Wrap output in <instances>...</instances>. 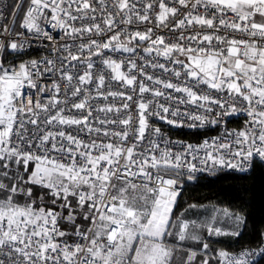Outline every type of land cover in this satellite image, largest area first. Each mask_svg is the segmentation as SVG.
<instances>
[{"label": "snow or ice", "instance_id": "6c2138e0", "mask_svg": "<svg viewBox=\"0 0 264 264\" xmlns=\"http://www.w3.org/2000/svg\"><path fill=\"white\" fill-rule=\"evenodd\" d=\"M20 28L61 35L54 59L18 64L7 55L25 33L0 41V264H175L178 242L209 249L190 229L241 234L245 218L228 208L203 222L173 209L183 176L264 162V0H29ZM238 113L242 128L196 145L150 123L218 126ZM260 258L264 246L200 264Z\"/></svg>", "mask_w": 264, "mask_h": 264}, {"label": "trees", "instance_id": "16d2710c", "mask_svg": "<svg viewBox=\"0 0 264 264\" xmlns=\"http://www.w3.org/2000/svg\"><path fill=\"white\" fill-rule=\"evenodd\" d=\"M17 2L18 0H12L11 8ZM28 3L29 0H23L17 22L22 20L24 8ZM9 56L10 54L7 55L8 61ZM201 133L184 130L175 132L177 137L190 140L198 138ZM190 205L228 208L245 218L239 236L227 235L210 240L215 247L231 252L239 248L257 246L264 229V164L255 162L251 171L245 174L221 171L215 175H201L192 180H185L184 189L177 197L173 209L175 216L187 210ZM258 264H264V258L258 259Z\"/></svg>", "mask_w": 264, "mask_h": 264}, {"label": "built area", "instance_id": "2783aa9c", "mask_svg": "<svg viewBox=\"0 0 264 264\" xmlns=\"http://www.w3.org/2000/svg\"><path fill=\"white\" fill-rule=\"evenodd\" d=\"M11 3H12V0H0V33L3 32L4 28H8L10 30V33H11L10 35H7V36L0 35V41H3V40L10 41L12 39H19L15 35V33H18V32H24L25 36L28 37V40H27V43L25 44L24 49L18 53L17 52H11V50L9 49V52L11 53L9 56V62H15L18 64L20 62H27L29 60H40L43 57H48L50 59H54L55 54L52 52V45L56 42V40L59 39L61 33L59 31H55V30H52L51 28H49L48 29L49 32L54 37L53 41L43 40V39H39V38L32 36L31 34L27 33L25 29L20 28V23L22 22V20H20V22H17V16H18L19 12H17L15 18H13L12 12L14 11V8L13 7L11 8ZM28 4L24 8V11L22 14V19H23V16L25 15V13L27 11ZM13 20H14V22H13ZM125 55H127V54H123V53H116L115 54V56H118V57L119 56H125ZM161 62H163V61H161ZM148 71L151 72L152 70L148 69ZM157 74H159V73H157ZM174 95H178V94H174ZM181 107L183 108V106H181ZM244 121H245V115L243 113H238V114L228 118L227 122L225 124H221L218 126L206 124L204 127L190 128L187 126V124H190L191 121H185V126L175 127V126L169 125L165 121H162V120L157 119L155 117H153L151 119L150 123L156 127H159L161 129L162 135L166 139H168L172 142H183L184 144L190 143V144L196 145V144L202 143L203 140H205V139H210L212 137H216V136L221 135L225 128H227L229 130L240 129L243 127ZM180 130H184L187 132H202V133L200 136H198V138L190 140L189 138L177 137L175 132L180 131ZM192 134L194 135V133H192ZM169 146L172 147L174 150L179 151L183 145L179 144V143H173ZM256 162H260L258 158H257ZM260 163L264 164V162H260ZM250 171H248L246 173H249ZM218 172H221V171L197 172V173H195V178L198 176H201V175H210V176L215 175ZM229 172H231V171H229ZM233 173L241 174L238 172H233ZM243 174H245V173H243ZM185 180H189L187 178V176H183L181 178V185L182 186L180 188V193L184 189V181ZM261 246H264V229L262 232L261 240L257 246L239 248L235 251H231L230 253H237L243 249L256 250V249L260 248Z\"/></svg>", "mask_w": 264, "mask_h": 264}, {"label": "rangeland", "instance_id": "374dc122", "mask_svg": "<svg viewBox=\"0 0 264 264\" xmlns=\"http://www.w3.org/2000/svg\"><path fill=\"white\" fill-rule=\"evenodd\" d=\"M223 209L217 206L213 205H196V207H189L187 210L180 213L177 217H183L184 219H187L189 221L195 220L197 222H203L209 220L214 214H218L217 210ZM219 220H223L222 216L218 217ZM220 226L229 228L231 227V221H224ZM190 231H195L198 235H200L203 239V242L210 243V240L220 237V236H209L207 231L205 229H190ZM182 243L184 246V250L178 251L177 258L175 263L176 264H182L183 257L186 255L185 251L187 249L195 250L198 252V248L201 243H198L196 241L192 240H186L184 242H178ZM202 252H198V255L196 257V260L194 261V264H200L201 260L208 257L210 258V253L212 252V248L209 246V249L207 252L201 249ZM214 260L210 259V263H213Z\"/></svg>", "mask_w": 264, "mask_h": 264}, {"label": "crops", "instance_id": "0c3cea01", "mask_svg": "<svg viewBox=\"0 0 264 264\" xmlns=\"http://www.w3.org/2000/svg\"><path fill=\"white\" fill-rule=\"evenodd\" d=\"M187 209H188V208H187ZM208 244H209V246L212 248V252H211L210 255H209L210 257L215 256L216 253H217L219 250H223V249H220V248L215 247V245H213V244H211V243H208ZM198 249H199V250H198L199 253L202 252V251H201V249H202V245H200ZM185 254H186V251H185ZM175 264H176V263H175ZM210 264H218V261L214 260V262H213V263H210Z\"/></svg>", "mask_w": 264, "mask_h": 264}]
</instances>
